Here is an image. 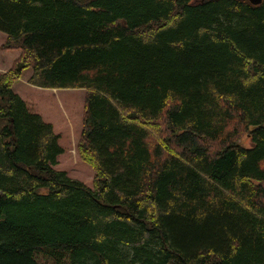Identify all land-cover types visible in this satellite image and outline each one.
Masks as SVG:
<instances>
[{"label":"trees","instance_id":"trees-1","mask_svg":"<svg viewBox=\"0 0 264 264\" xmlns=\"http://www.w3.org/2000/svg\"><path fill=\"white\" fill-rule=\"evenodd\" d=\"M0 32V264H264V0H0ZM29 69L86 90L94 188L55 169Z\"/></svg>","mask_w":264,"mask_h":264},{"label":"rangeland","instance_id":"rangeland-1","mask_svg":"<svg viewBox=\"0 0 264 264\" xmlns=\"http://www.w3.org/2000/svg\"><path fill=\"white\" fill-rule=\"evenodd\" d=\"M79 1L82 3H88L90 0H79ZM4 42H5L4 35L0 33V64H3V60L6 63L11 62V56L13 54L12 52H6L2 49ZM25 74H27V72L24 73V75ZM41 92L42 91L40 90L37 91L35 90V92L33 93L30 92L29 100H34V102L37 103V107L35 108L43 112L44 119L46 121L48 120L47 122L52 123L54 130H56L57 134L60 136L64 149L68 151L67 154H64L63 156L64 158H61L60 165L65 166L67 164V160H70L72 156H75L74 153L75 143L74 140L71 141V138L73 133L76 138L81 133L87 92L84 89H47V91H44L46 92L45 96ZM29 104L34 109L33 104L31 102H29ZM74 107L77 108L76 110L72 111ZM236 127L237 126L232 127L231 131H235V135H236L235 139L237 143L244 147H250L252 144L250 139V132L246 131L244 128L237 129ZM166 135L167 134L164 133L163 136ZM69 138H70V143H68ZM205 146H210V144H205ZM215 148L216 147L214 146V144L210 146L211 151H214ZM81 164L85 168L93 172L92 169L87 164L83 162H81ZM74 169L77 175L83 174L85 172L84 169H78L76 167H74ZM93 182L94 180L92 179L89 181L88 184L86 182V184L89 188H94Z\"/></svg>","mask_w":264,"mask_h":264},{"label":"crops","instance_id":"crops-1","mask_svg":"<svg viewBox=\"0 0 264 264\" xmlns=\"http://www.w3.org/2000/svg\"><path fill=\"white\" fill-rule=\"evenodd\" d=\"M1 33V32H0ZM3 34V33H1ZM4 35V38H5V42L4 44L7 42L8 40V37L7 35L3 34ZM5 51V50H4ZM6 52H12V56H11V62H5L3 60V64H0V75L8 72L9 70H11L13 68V66L16 64L17 60L19 58H21V55H22V52L19 51V50H12V51H6ZM8 57V56H7ZM31 70H27L25 71L24 73L27 72V74L21 76V78L14 84L13 86V90L15 91V93L25 102V104L27 105L28 109L33 112V113H36L38 115H40L42 118H43V121L48 123V124H51L50 122H47L44 117H43V112L37 110L35 107H37V103L34 102V100H29V93L30 92H35V90H40L42 91L41 93L45 96L46 92L44 91H47V89H43V88H39V87H35L33 85H30L28 83V80L29 78L31 77L32 75V71L30 72ZM30 73V74H29ZM29 102H31L34 106V109L32 108V106L29 104ZM55 134H57L56 130H54ZM82 132H83V120H82V129H81V133L79 134V136L76 138L74 133L72 135V138H71V141L74 140V153H75V156H72V158L70 160H67V164L65 166H62L60 165L61 163V158H64V154H67L68 151L64 149V146L62 144V140L59 136V145L61 146V148L63 149V153L58 157V164L57 166H55V169L58 170V171H63L65 173H67V175L73 179V180H76V181H79L83 184H85L87 186V184L89 183L90 180H94L95 182V177H96V173L94 171V169L89 165L87 164L80 156V154L78 153L79 152V144L81 142V139H82ZM75 138V139H74ZM68 143H70V138L68 140ZM65 150V152H64ZM65 160V159H64ZM81 162L87 164L93 172H91L90 170H88L87 168H85ZM74 167L78 168V169H84L85 172L83 174H76L75 172V169ZM87 179V181H86ZM87 182V184H86ZM93 182V183H94Z\"/></svg>","mask_w":264,"mask_h":264},{"label":"water","instance_id":"water-1","mask_svg":"<svg viewBox=\"0 0 264 264\" xmlns=\"http://www.w3.org/2000/svg\"><path fill=\"white\" fill-rule=\"evenodd\" d=\"M251 2V4L253 5H259L261 4L262 0H249Z\"/></svg>","mask_w":264,"mask_h":264},{"label":"bare ground","instance_id":"bare-ground-1","mask_svg":"<svg viewBox=\"0 0 264 264\" xmlns=\"http://www.w3.org/2000/svg\"><path fill=\"white\" fill-rule=\"evenodd\" d=\"M263 1V0H262ZM250 2V1H249ZM251 3V2H250ZM262 3V2H261ZM253 5V4H252Z\"/></svg>","mask_w":264,"mask_h":264}]
</instances>
